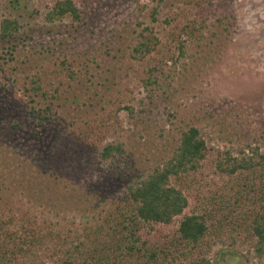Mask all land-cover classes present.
Wrapping results in <instances>:
<instances>
[{
  "label": "rangeland",
  "instance_id": "rangeland-1",
  "mask_svg": "<svg viewBox=\"0 0 264 264\" xmlns=\"http://www.w3.org/2000/svg\"><path fill=\"white\" fill-rule=\"evenodd\" d=\"M56 1L0 0V20L20 24L0 39L4 242L26 216L63 225L54 205L71 210L64 230L113 211L129 181L168 159L190 126L210 160L264 136V0H74L79 21H47ZM145 27L156 45L137 59ZM154 68L160 85L150 99L143 79ZM108 144L122 152L99 163ZM207 172L213 188L226 180ZM162 226L140 224L139 233L152 240L169 232ZM208 258L260 264L241 243H215Z\"/></svg>",
  "mask_w": 264,
  "mask_h": 264
},
{
  "label": "trees",
  "instance_id": "trees-1",
  "mask_svg": "<svg viewBox=\"0 0 264 264\" xmlns=\"http://www.w3.org/2000/svg\"><path fill=\"white\" fill-rule=\"evenodd\" d=\"M44 13L50 22L81 19L74 0H57ZM19 29L17 19L3 18L0 39L11 38ZM151 30L145 27L140 33L133 48L137 59L156 45ZM153 71L159 72L154 68L143 79L150 99L160 85V76ZM256 142L237 151L216 149L210 160L201 130L190 126L168 159L129 181L113 211L104 215L101 210L93 222L64 230L71 224L66 213L71 210L54 205L53 213L65 212L60 213L63 225L26 216L15 226L21 229L20 235L15 233L18 230L6 228L9 238L7 243L0 238V264H210L208 254L219 242L231 248L241 243L264 264V151H260L264 136ZM120 152L118 145H105L98 153L99 163H107ZM84 159L85 155L82 162ZM207 170L226 180L213 188ZM201 182L211 186L206 190ZM140 224L163 225L170 230L151 240L139 233ZM41 250L43 256L38 255ZM31 254L33 259H22Z\"/></svg>",
  "mask_w": 264,
  "mask_h": 264
}]
</instances>
